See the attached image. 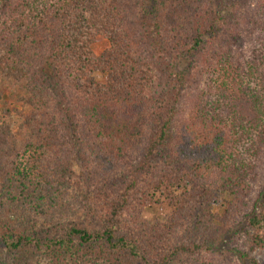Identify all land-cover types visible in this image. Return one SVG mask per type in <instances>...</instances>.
<instances>
[{
    "label": "trees",
    "instance_id": "1",
    "mask_svg": "<svg viewBox=\"0 0 264 264\" xmlns=\"http://www.w3.org/2000/svg\"><path fill=\"white\" fill-rule=\"evenodd\" d=\"M259 249L264 0H0V264Z\"/></svg>",
    "mask_w": 264,
    "mask_h": 264
},
{
    "label": "rangeland",
    "instance_id": "2",
    "mask_svg": "<svg viewBox=\"0 0 264 264\" xmlns=\"http://www.w3.org/2000/svg\"><path fill=\"white\" fill-rule=\"evenodd\" d=\"M134 17V16H133ZM95 46H96V50L98 51V52H101V51H103V50H105L108 46H109V42H108V40L107 39H105V38H103V37H99L98 38V40L96 41V43H95ZM96 78L98 79V80H105V78H106V74L105 73H101V72H97L96 73ZM8 89H10V90H14V88L12 87H8ZM15 91V90H14ZM9 92L10 91H8V102L10 103V104H12V102H13V98L11 97L10 98V96H9ZM16 92V91H15ZM14 92V93H15ZM124 166H129L127 163H125L124 164ZM158 205H157V207H149L148 209H146L145 210V215L148 217V218H150V219H156V217H159V212L157 211L158 210ZM255 256H256V258L262 263V264H264V249H259V250H257L256 252H255Z\"/></svg>",
    "mask_w": 264,
    "mask_h": 264
}]
</instances>
